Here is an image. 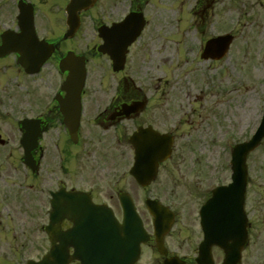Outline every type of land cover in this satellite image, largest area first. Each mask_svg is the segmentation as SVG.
<instances>
[{
    "label": "flooded vegetation",
    "instance_id": "1",
    "mask_svg": "<svg viewBox=\"0 0 264 264\" xmlns=\"http://www.w3.org/2000/svg\"><path fill=\"white\" fill-rule=\"evenodd\" d=\"M224 1L227 7L220 8V0H92L78 12V22L69 24L70 0H0V45L8 33L11 45L19 44L22 52L0 56V264L39 262L49 253L46 228L55 212L58 232L53 252L63 255L64 264H81L72 257L89 249L85 241L70 239L68 232L75 224L76 193L116 213L125 176L135 168V134L141 128L172 137V154L159 163L157 176L170 173L178 141L176 128L183 114L180 104H172L160 85L168 80L166 68L172 65L171 59H179L181 69L186 64L194 71L195 62L217 64L229 57H202L209 40L223 33L236 36L235 18L224 15L235 0ZM249 4L250 8L257 4L264 13V0ZM129 15L135 21V40L124 56L116 58L125 62L115 72L110 59L117 46L121 52L125 41L109 30ZM68 54L85 62L79 106L75 96L66 97L70 89L63 87L68 71L61 68V62ZM19 59H24L22 65ZM38 59L45 60L34 70ZM261 150L258 264H264V138ZM128 181L146 235L134 264H225V250L235 254L230 226L216 225L213 241L206 239L209 225H202L200 209L209 197L208 185L184 183L180 199H171L168 191L170 200L163 204L174 218L160 239L161 253L153 219L140 207L147 198H157L156 180L146 187L131 177ZM248 188L249 183L244 202L246 239L238 264H252ZM140 191L145 193L142 200Z\"/></svg>",
    "mask_w": 264,
    "mask_h": 264
},
{
    "label": "rangeland",
    "instance_id": "2",
    "mask_svg": "<svg viewBox=\"0 0 264 264\" xmlns=\"http://www.w3.org/2000/svg\"><path fill=\"white\" fill-rule=\"evenodd\" d=\"M250 2L253 0H235L230 13L224 14L235 18L237 33L228 58L217 64L195 62L191 65L194 71H189L186 64L181 69L179 59H171L172 65L166 68L168 80L160 89H165L172 104H180L183 119L176 128L178 141L170 173L162 174L152 190L165 203L170 200L168 191L171 199L181 198L184 183L228 182L230 149L255 127L264 93V13L257 4L250 8ZM219 7H227L226 1L220 0ZM191 110L195 114H189ZM262 162L261 147L246 161L252 264H258L259 259ZM129 182L124 181V188L131 193ZM138 193L142 199L145 193Z\"/></svg>",
    "mask_w": 264,
    "mask_h": 264
},
{
    "label": "water",
    "instance_id": "3",
    "mask_svg": "<svg viewBox=\"0 0 264 264\" xmlns=\"http://www.w3.org/2000/svg\"><path fill=\"white\" fill-rule=\"evenodd\" d=\"M231 42L230 36H221L208 42L206 52L210 53L213 57H221ZM9 49L7 38L4 36L3 44L0 46V54H5ZM20 52L19 48L14 49ZM120 60V59H117ZM75 73V80H77V87L81 86V77L84 75L82 69L77 70ZM264 126L259 130L257 135L251 141L237 145L232 152V182L226 187H220L213 191L212 197L207 201L203 217L220 216L226 222L241 224L243 211L242 205L244 200V190L246 184V166L245 159L249 151L253 150L263 134ZM140 137V135H138ZM169 144L166 140L161 138L157 134H149L148 139L139 143L138 150L140 152V160H144L146 157L152 158L156 162L163 160L169 154ZM143 162H139L140 170L135 171V178L140 184H147L152 178L143 167ZM131 174L134 175L133 170ZM76 207L81 208L82 211L77 213V220L81 219V223L77 222V226L82 225L87 233V240H92L93 244L88 254L84 256L87 260L84 264H132L138 256V240H142V227L137 214H134L133 206L129 198H124V220L122 226L115 225L111 214L105 217V213L102 212L100 207H94L91 202H87L83 206L78 202ZM147 208L150 213L155 216V223L159 227V232L163 233L168 229L169 221L167 217L171 214L156 202L147 201ZM113 220V221H112ZM84 221V222H83ZM135 223V243L133 236V226ZM52 230V231H51ZM50 236L53 235L54 229L51 228ZM107 240L113 244L117 242L118 253L116 251L108 252L104 248L106 247ZM240 240V235H237L236 242ZM109 246V245H108ZM116 246V245H114ZM237 256V254H236ZM57 255L52 252L45 257L40 263L35 264H53ZM77 257V256H76Z\"/></svg>",
    "mask_w": 264,
    "mask_h": 264
}]
</instances>
